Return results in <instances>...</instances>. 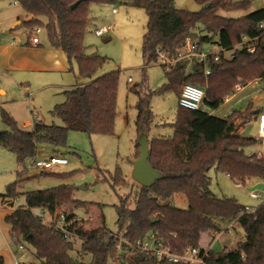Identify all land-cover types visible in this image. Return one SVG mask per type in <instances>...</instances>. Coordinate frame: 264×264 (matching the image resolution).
<instances>
[{"label": "trees", "instance_id": "1", "mask_svg": "<svg viewBox=\"0 0 264 264\" xmlns=\"http://www.w3.org/2000/svg\"><path fill=\"white\" fill-rule=\"evenodd\" d=\"M17 1L27 15H32L30 19L23 20L21 26L45 28L48 42L63 50L71 62L76 61L80 76L89 79L85 84L66 90L65 100L50 111L62 120V124L37 120L32 129H25L7 110L2 109V120L9 129L0 132V146L16 154L20 168L26 160L38 156L43 144L53 148L67 146L70 130L88 134L115 133L120 72L96 76L104 57L87 52L85 36L92 24L91 5H115L119 0ZM196 1L202 5L199 11L177 7L175 0H130L123 3L142 8L147 13L142 46L146 63L158 62V47L176 55L188 39L198 40L201 44L215 43L225 52L234 51L233 57L220 52V60L210 63L208 75L204 74L203 64L192 65L188 73L186 61L176 63L170 71L164 66L168 82L162 86L163 90L174 89L179 96L186 83L200 85L206 90L204 103L208 109L191 110L179 105L173 123L174 135L149 140V162L164 177L149 187L140 185L133 204L129 194L120 196V203L115 205L116 232L107 227L101 213L95 217L94 224L90 223V228L86 226L88 220L70 223L77 216L76 209L85 208L91 212L98 206L75 199L71 185L26 192V204L12 209L5 216V221L11 226L12 238L19 247L25 248L23 241L33 247L37 261L30 264H108L109 260L116 264H188L159 259L154 252L140 248L131 249L132 256L128 258L115 247L116 236L136 241L150 233L176 254L184 253L189 247L208 250L205 264H264V202L255 210L246 211L234 198L217 197L211 190L209 175L210 170L216 168L238 185H245L255 178L264 179V152L245 151L258 140L239 132L235 117L240 112L224 116L210 111L219 109L237 84L246 85L250 78L264 79V27L261 26L264 8L240 17H228L221 12L246 10L250 1ZM76 2L80 3L71 8ZM42 17L46 18V23ZM244 36L252 40L250 44L255 43L257 48L254 52L247 50V44L234 49ZM134 89L138 91L139 87ZM137 108L139 138L143 129L148 127L150 109L142 98ZM246 119L250 120V117L246 116ZM139 148L137 139L136 158ZM17 172L22 175L27 170L18 169ZM61 176L68 177L69 174ZM19 184L20 181L9 184L6 194L2 195L3 201L10 206L20 194ZM113 185L118 188L128 185L119 166L113 176ZM175 194L186 197L187 208L170 202ZM37 209H46L52 216L65 213L67 223H70L68 228L74 235L72 239L37 214ZM232 221L244 230V237L236 248L214 251L202 247L204 233L211 234L210 242H213L215 234L222 231V223ZM77 240L81 241L78 252L81 259L78 260L72 256ZM87 255L91 257L89 261L84 259ZM0 264H5L3 255H0Z\"/></svg>", "mask_w": 264, "mask_h": 264}, {"label": "rangeland", "instance_id": "2", "mask_svg": "<svg viewBox=\"0 0 264 264\" xmlns=\"http://www.w3.org/2000/svg\"><path fill=\"white\" fill-rule=\"evenodd\" d=\"M234 2L241 0H232ZM250 7L246 10H234L221 12V15L228 17H240L251 11V7L263 5V0H249ZM119 0L116 7L118 14L112 13L111 6L92 4V24L85 36V45L88 53H97L104 57V62L97 72L100 76L113 71H119V86L117 96V117L115 122V133L107 134H88L87 132L70 130L68 133L67 146L58 148L49 144H43L39 148L38 157H47L49 154L64 156L69 163L54 167L50 171L27 170L25 174L19 175L18 158L16 154L0 146V255H5L9 264H14L17 260L20 264H30L36 262L34 249L27 242H22L24 249L19 248V244L12 238L11 226L6 223L5 216L12 209L19 208L26 204V192L49 189L62 185L73 186V197L77 200L87 203H96L91 212L85 208L76 209V214L82 218H87L88 228L90 223H95V217L101 213L104 216L107 227L116 232L118 230L116 204L120 203V196L129 194L131 203H134L140 184L133 178V161L136 156L137 135V117L139 100L144 99L149 105L150 116L147 124L148 139L153 137H172L174 135L173 123L176 121L179 110V96L176 90H163L162 86L168 82L165 68L162 62L146 63L142 55L143 37L146 32L148 21L147 13L144 9L127 5ZM13 0H0V5L7 8L4 13H0V21L7 16H18L27 20V13L20 4H12ZM177 7L190 11H199L202 5L196 0H175ZM261 8V7H260ZM259 8V9H260ZM41 20L46 23V18ZM17 18L13 21L4 22L1 31H7L19 40L24 39L28 42L25 34L26 28L31 26H21L12 29ZM108 26H113L114 30L98 35L96 30H103ZM41 43L47 44L48 37L45 28L39 34ZM218 40V37H215ZM226 57L230 53L225 54ZM52 73V72H51ZM79 76L80 82H77ZM50 81L54 84L46 89H40L38 92L32 85L28 88L19 87L14 90L12 96H3L0 94V132L9 129L8 125L2 120V109L7 110L11 101L17 116H12L23 127L22 122L27 119L32 124H27L23 128L32 129L37 120L45 123L62 124V120L54 117L50 111L56 104L65 100L63 92L72 89L78 84L88 82L89 79L80 76L79 67L76 61L72 62L71 67L64 73L54 72L49 74ZM129 78L132 81H129ZM259 78H250L246 87L234 96V88L227 95L220 108L214 110L217 115H223L229 112H240L235 117L239 124L246 116L250 117L244 126V135L251 136L261 142L245 148L247 153L253 150L261 149L264 139L258 135V125L252 122L254 115L250 114L251 108L264 111V81ZM63 80L64 82H61ZM66 83L64 86H57V83ZM251 82V83H250ZM78 83V84H77ZM74 85V86H73ZM138 86L139 90L134 87ZM11 97V98H9ZM11 99V100H10ZM229 99V100H228ZM34 111V113L32 112ZM250 111V112H249ZM34 114L38 115L36 118ZM242 122V121H241ZM54 149V150H53ZM41 152L45 154H41ZM264 151L257 152L262 154ZM29 161L26 160L25 164ZM120 167L125 175L128 185L116 187L113 185V176L117 167ZM44 172L41 175L38 173ZM63 174H69L68 177H62ZM212 179L211 190L217 197L234 198L244 207L255 210L264 202V179H251L245 185H238L226 173L212 168L209 172ZM20 181L16 199L12 200V206L3 201L2 195L6 194L9 184ZM252 191H259L263 194L260 199H253L250 196ZM128 196V195H127ZM170 202L176 206L187 208L188 201L186 197L175 194ZM70 210V209H68ZM233 222V221H232ZM222 223V232L216 236L210 244V235L204 233L201 239L203 247H209L214 251H220L236 248L238 242L244 236L243 228L236 222ZM231 223V224H230ZM92 224V225H93ZM81 250V241L75 243L72 256L79 258ZM14 254L17 256L15 259ZM87 255L85 261L90 260ZM108 264H116L109 260Z\"/></svg>", "mask_w": 264, "mask_h": 264}, {"label": "built area", "instance_id": "3", "mask_svg": "<svg viewBox=\"0 0 264 264\" xmlns=\"http://www.w3.org/2000/svg\"><path fill=\"white\" fill-rule=\"evenodd\" d=\"M19 2L17 0H13L14 5L18 4ZM113 12H117V9H113ZM2 25L0 24V27ZM261 26L264 27V23H261ZM113 30V26H108L103 30H96L97 34L102 36L103 33H108ZM25 34L28 37V42L32 45H38L40 44V36L39 34L42 32L41 26H33L30 28H26ZM252 40L249 37H242L241 42L238 44H235L234 49L242 47L244 44H247V50L250 52H254L256 50V45L250 44ZM158 52V61L162 62V65L165 66L167 70H171L172 67L180 62V61H186L187 66L185 68L186 72L188 73L191 70L192 65L194 64H203L204 66V74L208 75L210 74V63L212 61L217 62L220 60V52H225V50L220 47L219 45L215 43H205L201 44L198 40H192L188 39L186 44L178 50L176 55H170L166 51L162 49V47L157 48ZM234 51H228L226 53H230L228 57H233ZM261 79V78H259ZM258 79V80H259ZM129 81H132L131 78H129ZM245 88V85L243 84H237L234 88V96L241 92ZM205 95L206 90L204 87L200 85H196L193 83H186L183 85L181 89V93L179 95V105L182 107H185L187 109L191 110H199V109H208L205 106ZM229 100V99H228ZM210 110V109H209ZM211 112H214V110H210ZM231 114V112L224 114V116H227ZM258 135L260 138L264 139V112H259L258 115ZM29 161L27 164H24L21 166V169L26 170H39V171H50L54 167L59 165H65L68 164L69 161L64 156L59 155H53L47 158L43 157H34L31 159H28ZM250 196L253 199H260L263 197V194L259 191H252L250 193ZM244 210L251 211L249 207H244ZM37 214H39L41 217L47 219L48 221H51L55 226L62 231L67 237L72 239L73 233L70 231L68 226L70 223L74 221H83L87 218H82L80 215L77 214L75 216V219L71 221L70 223H67V215L65 213H56L55 215H49L46 209H37L35 210ZM222 231H219L215 234L216 236L220 235ZM118 241L115 245L116 249L123 253L126 257H131V249L133 248H140L144 251H151L154 252V254L159 259H168L173 262H184L188 264H205L206 256H208V250L202 251L199 247H189L187 248L184 253L182 254H176L170 251L168 247L165 246L163 241L159 239L154 234L150 233L147 235L146 238L142 240H136L132 241L129 238L125 237H119ZM20 249H23L21 246ZM17 264H20V262L17 261Z\"/></svg>", "mask_w": 264, "mask_h": 264}, {"label": "crops", "instance_id": "4", "mask_svg": "<svg viewBox=\"0 0 264 264\" xmlns=\"http://www.w3.org/2000/svg\"><path fill=\"white\" fill-rule=\"evenodd\" d=\"M111 7H113L112 13L114 15L119 13V10L117 9L116 5ZM260 7L264 8V3L263 5H258V6L252 5L251 11L249 12L257 10ZM6 8L7 7L4 4L0 5V13L1 14L4 13ZM115 8L117 9V12H113V9ZM31 17L32 15H27V19H30ZM16 18L17 21L15 23H17L18 21L22 22L23 20H25V19H21L18 16H13V15L7 16L0 21V24L2 25L0 29L3 28L5 21L6 22L13 21ZM12 29H16V28L12 27ZM71 65L72 62L68 58L67 54L63 50L53 47L49 42H47V44H43L40 42V44L38 45H32L30 43H25L24 39L18 40L13 35V33L9 34L7 31L4 30L0 32V94H2L3 96L6 95L12 96L14 90L18 89L19 87H25V86L28 88V85L29 86L32 85L35 88L36 92H38L41 88L46 89L54 84L53 82L50 81L51 77H49V74H53L54 72H60L61 74H64L71 67ZM78 80H79V76H77L76 81L80 82ZM259 80L264 81V79H259ZM61 82L64 81L61 80ZM66 85H67L66 83H60V82L57 83V86L65 87ZM78 85H82V83ZM0 102H2V100ZM4 103H10L11 105L8 106L9 111L14 117L17 116V111L16 109H14L13 103L11 101H6ZM251 109L253 110L252 113L255 114L251 121L258 125V115H259L258 113L264 111L258 108L255 110L254 108ZM32 112L34 113V111ZM34 116L36 118H39L38 115L36 114H34ZM247 120L248 119H246L245 117L243 120H241L242 122L241 121L239 122V132L242 134H244L243 133L245 129L244 126ZM27 124H32V123H30L29 120L25 119L22 122V125L24 127ZM258 142H261V140H258ZM261 151H264V144L261 147V149L253 150L250 153L261 152ZM41 154H45V153L41 152ZM53 155H55V153L52 155L49 154L47 155V157ZM135 158L136 157L134 156V159ZM231 225L233 226V222ZM209 235H210V239L212 240V235L211 234ZM211 243L212 242H210V244ZM205 248H209V247H205ZM13 257L15 259L17 258L15 254ZM4 258H5V264H9L5 255ZM13 263L17 264V260L13 261Z\"/></svg>", "mask_w": 264, "mask_h": 264}, {"label": "water", "instance_id": "5", "mask_svg": "<svg viewBox=\"0 0 264 264\" xmlns=\"http://www.w3.org/2000/svg\"><path fill=\"white\" fill-rule=\"evenodd\" d=\"M80 2L74 3L71 8H75ZM208 6V4H206ZM21 21L14 24L13 28L20 27ZM139 156L133 161V178L142 186L149 187L155 181L160 180L164 177V174L153 168L149 162L150 145L148 139L147 129L144 128L142 134L138 138Z\"/></svg>", "mask_w": 264, "mask_h": 264}]
</instances>
